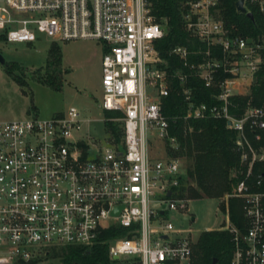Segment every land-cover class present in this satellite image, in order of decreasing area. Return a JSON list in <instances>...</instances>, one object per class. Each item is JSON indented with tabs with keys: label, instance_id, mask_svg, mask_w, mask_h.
<instances>
[{
	"label": "built area",
	"instance_id": "2783aa9c",
	"mask_svg": "<svg viewBox=\"0 0 264 264\" xmlns=\"http://www.w3.org/2000/svg\"><path fill=\"white\" fill-rule=\"evenodd\" d=\"M217 2L186 1L184 28L198 42L170 48L174 60L156 48L165 27L147 0L0 4L7 41L29 42L38 31L102 44L99 105L119 112L105 118L121 120L123 131L104 143L75 138L83 119L73 106L47 118L0 119V264H28L52 246L92 245L115 224L127 233L110 241L113 264H193L195 243L173 226L175 214L153 224L188 199L178 195L185 158L162 110L171 92L183 97L184 118L223 119L235 131L240 164L233 174L242 178L224 195L227 224L218 229L231 232L228 264H264V103L249 98L231 111L241 108L236 97L250 93L258 73L264 79V32L237 31ZM248 4L264 15V0H244L252 12ZM195 79L213 88L209 101L197 99ZM230 195L243 199L242 233L229 218Z\"/></svg>",
	"mask_w": 264,
	"mask_h": 264
},
{
	"label": "trees",
	"instance_id": "16d2710c",
	"mask_svg": "<svg viewBox=\"0 0 264 264\" xmlns=\"http://www.w3.org/2000/svg\"><path fill=\"white\" fill-rule=\"evenodd\" d=\"M151 13L164 23L165 34L156 42V48L160 55L168 60H174L169 53L170 48L176 44L186 45L193 48L197 44L196 38L189 34L184 28L183 13L186 10L187 0H147ZM237 0H218L219 14L227 24H235L236 30L246 35L256 36L264 32V15L256 7L249 6L255 18L252 20L247 14L236 9ZM5 37L0 33V38ZM61 52L57 42L52 41L48 48L45 75L38 79L53 85L52 77L60 80L63 76L61 67ZM176 61V60H175ZM16 63L6 62L4 70L8 76L18 84L23 85L26 80L13 72ZM262 72L258 73L256 82L252 85L248 95L236 97L240 102V111L246 101L251 98L253 104L264 103V79ZM196 85V97L198 100L209 101L213 96V88L206 87L200 80H193ZM162 110L169 116V130L175 134L179 141V150L187 162L185 177L178 187V195L188 199L197 197H222L232 192L238 181L242 178L233 172L239 168L240 160L234 144L235 131L228 128L225 120L209 117L184 118V99L180 94L171 92L163 97ZM106 116L119 115L118 111H107ZM110 133L109 138L119 140L122 136L121 121H107L105 124ZM243 199L238 196L228 198L229 218L240 232H244L247 225L242 209ZM225 209L224 204H220ZM127 233V228L118 224L104 228L98 242L89 246L67 245L51 247L41 255L35 256L26 263L33 264L42 255L55 258L58 264H113L110 256V241L117 236ZM233 249L230 230L214 228L202 231L194 245L193 264H228Z\"/></svg>",
	"mask_w": 264,
	"mask_h": 264
},
{
	"label": "rangeland",
	"instance_id": "374dc122",
	"mask_svg": "<svg viewBox=\"0 0 264 264\" xmlns=\"http://www.w3.org/2000/svg\"><path fill=\"white\" fill-rule=\"evenodd\" d=\"M3 3L4 0H0V4ZM36 36L29 42H10L2 36L0 38V53L5 63L14 61L17 65L12 68L13 72L26 80L23 85L12 80L4 70L5 63L0 62V119L31 115L47 118L73 106L83 119L74 137L104 143L110 135L105 124L110 120L105 118L106 112L99 105L102 100V44L95 39L84 38L58 40L38 31ZM52 41L59 46L64 70L60 80L52 77L53 85L38 79L47 72L45 65ZM225 200L224 196L186 199L184 209H167L164 216L157 218L153 224L162 225L175 214L176 218L171 220L173 226L180 231V235H190L195 243L202 231L227 224V210L220 207L221 203L225 207ZM33 264H58V261L42 255Z\"/></svg>",
	"mask_w": 264,
	"mask_h": 264
},
{
	"label": "water",
	"instance_id": "95a60500",
	"mask_svg": "<svg viewBox=\"0 0 264 264\" xmlns=\"http://www.w3.org/2000/svg\"><path fill=\"white\" fill-rule=\"evenodd\" d=\"M236 9L240 12L247 14L252 20H254V18H255L254 14L252 12L246 10V7L244 6V0H237ZM0 62L3 64L5 63V58H4L3 54H1V53H0ZM120 207H121V205H116L111 211L112 215L118 214L117 212L119 211ZM114 258H116V256H114ZM216 261H217V258H214V260L212 261V264H215Z\"/></svg>",
	"mask_w": 264,
	"mask_h": 264
}]
</instances>
